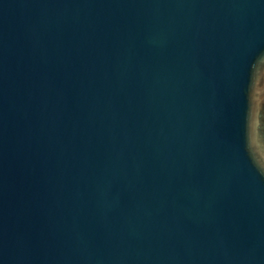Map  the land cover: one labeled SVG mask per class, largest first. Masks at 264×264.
Instances as JSON below:
<instances>
[{
  "label": "water",
  "instance_id": "obj_1",
  "mask_svg": "<svg viewBox=\"0 0 264 264\" xmlns=\"http://www.w3.org/2000/svg\"><path fill=\"white\" fill-rule=\"evenodd\" d=\"M0 264H264V0H0Z\"/></svg>",
  "mask_w": 264,
  "mask_h": 264
}]
</instances>
